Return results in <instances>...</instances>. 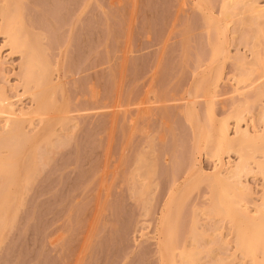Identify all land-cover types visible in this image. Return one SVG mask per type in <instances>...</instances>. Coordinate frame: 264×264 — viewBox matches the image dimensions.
<instances>
[{
  "label": "rangeland",
  "instance_id": "obj_1",
  "mask_svg": "<svg viewBox=\"0 0 264 264\" xmlns=\"http://www.w3.org/2000/svg\"><path fill=\"white\" fill-rule=\"evenodd\" d=\"M14 1L28 37L36 39L32 41L54 66L50 78L56 89L51 98L65 106L69 117L61 128L54 123L51 137L50 128L49 136L37 129V137H43L40 131L46 133L44 142L36 138L32 153L23 151L32 154L35 166L27 183L12 190L18 194L17 204L12 210L9 207L11 215L1 227L0 264H158L156 221L169 190L186 186L187 180L196 181L197 168L201 175H210L214 164L207 154L192 149L194 138L185 120V104L190 99V110L199 122L194 121L201 127L206 126L208 114L211 123L212 119L214 123L225 120L231 138L233 111L246 100L247 113L238 127L242 129L245 123L248 133L255 134L264 129L255 120L264 97L255 99L253 93L263 81H255L256 76L264 75L258 73L264 71V17L256 18L245 10L250 4L263 8L264 0H240L227 8L237 21L230 17V22L222 24L227 57L221 60L218 74L207 62V76L218 75L215 84H209V97L191 87L208 69L212 35L206 22L210 17L219 19L222 0H205L201 7L195 5L196 0ZM3 42L0 36V56L8 52ZM255 57L258 64L251 69ZM8 59L0 68L1 93L14 110H31L27 95L18 102L14 96L21 92V59L16 54ZM43 117L44 122L48 115ZM31 126L25 124L23 129L37 131ZM253 157L248 163L252 171L240 178L249 190L243 192V210L251 215L253 206L264 203L259 201L264 173L254 171L252 164L261 157ZM220 160L231 165L236 158L228 154ZM149 166V177L144 176ZM199 180L183 187L176 214L172 211L174 264L178 263L177 250L183 247L199 253L197 264H216L219 258V264L249 263L233 251L230 226L222 217L208 213V186ZM191 221L194 233L205 231L200 238L187 237Z\"/></svg>",
  "mask_w": 264,
  "mask_h": 264
},
{
  "label": "bare ground",
  "instance_id": "obj_2",
  "mask_svg": "<svg viewBox=\"0 0 264 264\" xmlns=\"http://www.w3.org/2000/svg\"><path fill=\"white\" fill-rule=\"evenodd\" d=\"M16 2L14 0H0V36L4 40V42L2 44H4L5 48L8 50V52H6L5 55L3 54L4 56L2 55L3 57L0 56V68L2 69L1 64H4L5 60L8 59L10 55L16 54L17 56H19V58L21 59L20 60L21 62H19V63H21V64L19 66L20 67V71H19V73H20L19 82L20 83H18V86H19L21 92L19 93V95L16 93L17 95H14V96H16V100H17L18 98H21V96L27 95L28 98H30L29 100L32 101L30 104H33V105L30 106L31 110L28 107L27 110L26 109L22 110L19 108V109H16V110H18V111H16V110H14L16 107L14 109L12 108L13 105L10 102H8L7 101L8 99L2 95V93H1L2 90L0 89V118L2 119V122L0 124V228L1 227L4 228L3 225H5L8 222V219H7L8 216L7 215H9V217H10L11 212H12L11 210L17 204V199L16 200H14V199L17 198L18 194L15 195L16 192L14 193L13 191H17V190H15V188L17 189V187L19 188V186H21L22 184L24 185L25 182L27 183L28 178H30L29 176L32 172V169H34L35 165L32 163V161L34 162V160H32L33 157H32L31 153H32V150L34 149V145L36 143L35 139L40 138V137H37V132L39 130H41V131L43 130V132L47 131V135H46V133L44 134L41 131L38 134L41 136L43 135V137H41L39 139V141L41 143H43L44 141H41V140H43L45 135L46 136L50 135L49 137H51L53 135V132H52L53 126L56 124L57 126L60 125V127L58 126V128L63 127L62 125H65V123H68L66 121H67V118L69 117L68 116L66 118L67 113H65V110H66L65 106L62 105L61 103L55 102L54 99L51 98L54 90L56 89V84L53 83V81L50 78L51 75L54 74V71H53L54 69L52 68L54 66H50L47 63V61L45 60L43 53H42L43 49H41L40 46L38 48V45H36L37 42L32 41L34 38L32 39L31 37H28V35H29L28 32L27 31L25 32L23 26L20 23L19 11H18V5H17L18 3H16ZM236 4H240V0H222L221 4H220V8H219L221 11L219 10L220 13L218 12L219 19L214 20L213 18L211 19V17H210V19H207L209 21V24H207V22H208L207 21L206 25H208L210 27V31H209V28L207 27L208 28L207 32H209V34L212 35V37L209 35L210 36V42L208 45L209 46V55L207 56L208 58H207L206 65H205V68L208 67V69L206 68L205 72H207L209 70L208 64H210V65L212 64L213 70L216 69V70H214V73L218 74L217 71H218L219 66L221 64V60H224V59L226 60V58H225V56L227 57V55H226L227 52H225L226 48H225V50H224V48H222L223 47L222 43L225 42V41H223L225 39L224 38L225 32H224V29H222V24L226 21L230 22L229 19H231L232 17H235V16H232L233 12L230 9H232L231 8L232 6L233 7L236 6ZM195 5L197 7H199V6L201 7V6L205 5V0H196ZM237 7H239V5H237ZM227 8H230V9H227ZM245 10H247V12H249V10H250V14L255 13L254 17H256V18L264 17V7L263 8H257V7H253V5L250 4V6L248 5V9L246 8ZM230 12H232V14ZM244 12L246 14V11H244ZM234 15H237V13H235ZM246 15H248V14H246ZM204 20H205V17H204ZM234 20L237 21V18L236 19L233 18V21ZM236 21H235V23H236ZM220 22H222V23H220ZM223 25H225V23ZM258 29H259V27H258ZM263 31H264V29H263ZM29 36H31V35H29ZM253 38H254V35H253ZM35 40L36 39H34V41ZM2 44H1V46L3 48ZM224 45H226V43ZM43 52H44V50H43ZM253 53L257 55L256 52H253ZM253 53H252V55L254 57L255 55ZM0 55H1V53H0ZM2 59L4 60L3 61L4 63L3 62L1 63ZM235 60H237V59H235ZM253 60H254V62H252L250 64V66H249L250 68L253 67L254 65L258 64L257 57H255ZM219 61H220V63H219ZM207 62H208V64H207ZM213 63H216V64H213ZM241 64H243V63H241ZM5 65H6V63H5ZM7 65H9V64H7ZM215 65H216V68H215ZM238 67L240 68V66H238ZM239 68H237V70ZM250 68H248V69H250ZM205 72H204V74H205ZM208 72L206 73L205 76H204V74H203V76H198V78L200 77L199 78L200 81L198 79L194 83H196L197 81H199L200 83L198 82L197 84H193L191 87L193 89L192 90L193 92L196 91L197 94L199 93V95H201V96L207 95L206 97H209V95H210V94L208 95L209 84H211V83L215 84L214 82H216V81H214V80L218 79V75H215V74L213 76V79L211 76H207V75H209ZM258 73L264 74V71L260 72L258 70ZM215 76H217V77H215ZM236 76L240 77L238 75H236ZM233 77L238 79L235 76H233ZM261 79H263V81H261L260 83L257 82L258 83L256 85L257 87L255 86V88L253 89V91H255V92H253L254 96L256 97L255 99L264 97V75L262 76L261 74H259L258 76H256L255 81H258ZM15 83H17V82H15ZM210 89H213V88H210ZM199 95H197V96H199ZM193 96H195V95L193 94ZM18 100H17V102H18ZM253 100H254V98H253ZM259 100H261V99H259ZM50 101H52V102H50ZM245 101L241 102L242 105L239 103L237 105L239 108L235 107V108H237V110L233 111L234 112V114H233V121L234 122H232L233 123V125H232L233 129L230 126L232 129L231 138H230V136H227L228 134H226L227 133V126L224 122L225 120L224 121L222 120V122H217V120H216V122L214 123L213 119H212V123H211V117L209 114L207 116L205 113V115H206L205 116L206 117L205 118V123H206L205 125L206 126L203 127L204 124H202V127H201L200 123H198L199 120L196 119L197 117L194 116L193 110H190V109H192V107L190 105L191 104L190 99L188 102V104L189 103L190 104L189 105L185 104V107L188 106V107H186V111H188V112L184 111L185 112L184 114L186 116L185 120H187L188 121L187 123L190 125L189 127L191 129V133L193 132L192 135H193L194 139L191 142H193L194 144L192 143V149L195 148V150H197V151L199 150L200 152H203L204 155L207 154L208 157L207 156L206 157L207 158L211 157L210 159H213V161H214V164L211 162L213 165L211 167V171H210L211 173L208 176L201 175V173L199 172L200 170L197 167H196L197 169L195 170L196 171L195 177L198 176V178L197 177L195 178V179H197L196 181L198 182L199 179L200 180L204 179V181H206V184L208 186L207 190L209 191L208 194H210L209 195L210 196V200H209L210 202H209V205L207 204L208 205V209H207L208 213L209 214L211 213L210 216L213 214L214 217H217V215H218V217L219 216L222 217V218H220V217L219 218L221 220H224L223 222H226V224H228L230 226V227L229 226L228 227L231 229V231L228 228L227 233H229V231H230V234H231V236H230L231 240L230 241L233 245V251L235 248V250L240 254V256L242 258L246 259L247 262H249L247 264H264V203L261 202V204H259L260 203L259 202L258 203L259 205L253 206V208H252L253 213H254V214L252 213L253 215H251V212L249 214H247V212H245V210H243V206L245 204L243 202L244 200H243L242 196L243 197L245 196V195H243V192L248 193L249 190L247 191V189H246L247 187L244 188L245 184L242 185L240 182L241 177L244 178L245 175H248L249 172L252 171L248 168V163H249V161L251 162V160L254 158L253 157L254 154H258L261 157L260 158L261 163L259 161L258 162L252 161V164H254L256 169H257L254 171L259 172L260 175H262L264 173V166L262 164V160L264 161V129H262V128H264V102H262L263 104L261 105V108H259L260 109L259 114H257L256 119H255V120H257L258 123L261 124L262 131L260 130V133H258V134L257 133L255 134V132L254 133L251 132L252 133L251 134V133H248V131H247V127H246L247 124L245 125V123H244L243 124L244 127L242 129H240L239 128L240 126L238 127V125H237V123L239 121H241V117L247 113L246 107L245 106L243 107V104L245 103ZM53 102H55V104ZM50 103L54 104V105L51 106ZM206 103L208 104V102H206ZM204 104H205V102H203V105ZM32 106H33V108H32ZM235 108L233 107V109H235ZM207 109H208V107H207ZM41 115L44 117L46 115H48V117H45V119H43L44 122L42 121ZM29 116H35V118L29 117ZM36 116H40L41 118H39V117L36 118ZM30 118L33 119L35 122L38 121L39 124H38V122L36 124L41 125V126L38 127L33 120L30 121L31 120ZM184 118H183V120H184ZM194 120H198V122L197 121L195 122ZM23 121H24V123L22 124ZM40 121H41V123L42 122L43 123L41 124ZM31 123H33V124H31ZM51 123L53 125H50ZM25 124H26V127L29 126V128H30V125H32L31 126L32 130H35V128H36V130L37 129H39V130L27 131L28 129H26V130L23 129V128H26V127H23V126H25ZM198 124H199V126H198ZM35 125H36V127L34 128ZM49 128L51 129L50 134H49V131H50ZM46 129H48V130H46ZM46 139H48V137ZM45 141H47V140H45ZM33 142H35V143H33ZM47 142H46V144H47ZM31 146H33V149ZM193 146H194V148H193ZM27 149H28V151H31V153L30 152L29 153L23 152L24 150L26 151ZM22 154H24V156H22ZM29 154H31V156H29ZM228 154H232L236 158L234 163L229 162V163H231V165H227L226 163H222L220 160L221 156H225L227 158ZM28 161H31V162L29 163ZM18 164H20V167ZM134 164H137V162H135ZM17 165H18V167H17ZM31 165H33V167ZM147 165H150V163ZM137 166H140V165H137ZM260 166H263V169H261ZM20 168H22V169H20ZM134 168H135L134 170H136V171L139 170V169L138 170L136 169V166H134ZM18 169H20L21 171H18ZM150 169H151V167L149 166V169L144 170V176L148 175V173L151 171ZM140 171L142 172L143 170L140 169ZM140 171H138V174L140 173ZM197 173L199 175H197ZM140 174L143 175V172ZM151 175H152V173H151ZM138 177H139V175H138ZM148 177H149V175H148ZM200 180H199V182H200ZM187 181H186V183L185 182L183 183V185L186 184V186L180 187L182 185L181 184L179 187L169 190L170 191L169 195H167L166 196L167 199L164 200L166 202L163 203V205H162V211L160 210L159 217H158L159 219H158V221H156V222H158V225H157L158 229L156 230L157 233L155 232L156 236H157V239L155 241V244H156L155 249H157L156 250L157 251L156 254L158 255L157 258L160 259V260L158 259V264H174V261L171 257V255H173V252L171 254V251L173 248V247L171 248V246L173 245V244H171V240L173 237L172 236V233H173L172 227H173V224L175 223V222L173 223V221L175 220V219L173 220V218H175V216H173L174 215L173 212L176 211L175 209L178 207V205L182 199V195L184 192L183 187H187L188 185L191 187L194 185V183H196V181L194 179L190 183H189V181L188 182ZM190 184H193V185H190ZM260 189H261L260 190L261 192H260L259 201H262V200H264V184L263 185L261 184ZM13 196H14V198H13ZM14 201H16V202L14 203ZM142 201H143V199L141 200L140 203H142ZM10 205H12V207ZM9 207L11 208V210H9L10 209ZM7 213H9V214H7ZM175 214H176V212H175ZM5 217H6V220H5ZM206 217H207V215H206ZM218 217H217V219H218ZM209 219H211V218H209ZM4 221H5V223H4ZM190 225H191L189 227L190 229L187 228L189 230V231L187 230L188 231L187 237H189L190 236L189 234H191L190 238L195 237L197 239V238H200L201 235L205 234L204 233L205 231L204 232L201 231V233H198V232L194 233V224L192 221H191ZM3 228L0 229V232ZM213 232H215V231H213ZM192 241H194V239H192ZM222 243H223V241H222ZM195 248L198 249L197 247H195ZM177 251H178V254L176 255L178 258L177 264H197L200 262L197 259L199 253H197V251L195 252L194 248L191 251V250H185L183 247L182 249H180V251L179 250H177ZM207 252L210 254L212 251L208 250ZM238 253H236V254H238ZM215 260H216V258H215ZM216 261H217L216 264L222 263L221 258H219Z\"/></svg>",
  "mask_w": 264,
  "mask_h": 264
}]
</instances>
